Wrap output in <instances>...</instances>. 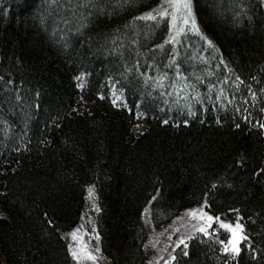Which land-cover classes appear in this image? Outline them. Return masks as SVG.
<instances>
[{
    "label": "trees",
    "instance_id": "obj_1",
    "mask_svg": "<svg viewBox=\"0 0 264 264\" xmlns=\"http://www.w3.org/2000/svg\"><path fill=\"white\" fill-rule=\"evenodd\" d=\"M164 1L0 0V264H77L89 190L108 264H146L205 201L241 217L240 255L214 225L173 264H264V0H191L199 32L175 44L136 19Z\"/></svg>",
    "mask_w": 264,
    "mask_h": 264
},
{
    "label": "snow or ice",
    "instance_id": "obj_2",
    "mask_svg": "<svg viewBox=\"0 0 264 264\" xmlns=\"http://www.w3.org/2000/svg\"><path fill=\"white\" fill-rule=\"evenodd\" d=\"M165 4L167 5L165 7ZM165 4H162L160 7L153 9L150 12H146L143 15L136 17V19L139 20H151V21H157L163 20L166 17L170 18V23H169V28L171 30L173 24L177 21V19H181L183 21L184 25H191V30L195 32H199V29L196 24V20L193 16L192 13V5H191V0H165ZM87 6V5H84ZM159 18V19H158ZM183 31V29L177 28V34L179 32ZM201 39L206 40V42L212 46V42L210 40H207L206 37L201 35ZM176 35H173L170 31V37L169 40L166 41V43H172L175 44L177 43ZM162 47V46H161ZM174 57L172 58V61H170V64L174 62ZM151 67V66H150ZM176 72V78L177 80L184 79L186 80V77L182 76V73L180 71L179 65H176L175 68ZM168 78L167 73L161 74L160 77H158L155 81V84L158 85L159 87L163 88L164 83L163 81ZM151 79V77H149ZM175 87V84L172 85ZM186 87H194L192 85H185ZM162 95L165 93H161ZM170 94V93H169ZM113 104L115 105L118 100L121 99L120 96L116 95L115 92H113ZM253 98H255V93H253ZM101 99L103 97L101 96ZM191 115H194L195 113H191ZM164 123H167V120L164 121ZM185 124H187V121H185ZM239 127V125H236ZM260 128L264 129V124H260ZM213 188L216 187L215 184L212 185ZM155 199V197H153ZM207 201H205V204L200 208V209H190L187 211V216L190 217L192 220H197L199 219L201 221V224H194L192 225V230L193 231H198L200 233H203L204 235H210L208 232V228L212 227V224L214 222L218 223V227L220 229H223L229 234V238L225 240H219V243L222 245L221 251L229 257V259H235L238 257L241 253V248L240 244L243 241H246L248 237L244 234V227L240 223L241 217L237 215L236 221L235 222H228L221 220L219 217L209 215L207 212L203 211L204 207H207ZM93 208L95 211H99V208L95 207L93 205ZM148 210L145 209V212ZM237 211L238 210H234ZM93 232H95V228L92 229ZM174 231H179L178 229H174ZM79 232V229L76 231H73L70 235L72 237L73 241L80 240L81 238L77 235ZM191 234L188 235H180L176 241L173 242L174 246H172V251L169 253L168 259L165 260V264H173V262L177 261V256L174 254L178 248L181 249V253L183 256H188V243L186 242L188 239H191ZM95 239L98 241L99 236L97 235ZM168 240H172L171 235L168 236ZM181 245L183 247L181 248ZM69 252L72 255V258L77 261V264H82L83 260H88L92 261V264H97V261L102 259V257L99 255L100 254V248L97 245L94 249H88L87 248V243L86 242H81L79 248L77 250H74L72 245H69ZM163 259V257H161ZM149 264H153L152 261H149Z\"/></svg>",
    "mask_w": 264,
    "mask_h": 264
},
{
    "label": "rangeland",
    "instance_id": "obj_3",
    "mask_svg": "<svg viewBox=\"0 0 264 264\" xmlns=\"http://www.w3.org/2000/svg\"><path fill=\"white\" fill-rule=\"evenodd\" d=\"M165 4V1H164ZM167 5L165 4V7ZM168 19V23H170V18L166 17ZM177 28L183 29V31L179 32L177 34ZM170 30V29H169ZM171 33L173 35H176V39L178 40L180 37H183L185 35L188 36H197V32L191 30V25H184L183 21L181 19H177L175 24H173L171 28ZM137 130L142 131L144 127L142 125H139L136 127ZM87 201L90 204L91 212H89L80 225L74 229L73 231H76L79 229V232L77 235L81 238L80 240L73 241L71 235H69V241L72 245L74 250H77L81 244V242L87 243L88 249H94L97 245L99 246V240L97 241L95 237L98 235L96 232V216H95V210L93 208V205H95V196L93 191L89 190L87 194ZM96 207V205H95ZM193 208V209H200ZM190 209H186L182 211L177 217H175L171 222H169L166 226L160 227L157 230H154L149 238V247L151 249V257L147 261L146 264H149V261H152L153 264H165V260L168 259L169 253L172 251V246H174L173 242L178 239L180 235H188L191 234V237L197 235V234H203L198 231L192 230V225L194 224H201V221L199 219L192 220L190 217L187 216V211ZM203 211L204 208H203ZM206 212V211H205ZM214 225L218 226V223L214 222L212 224V227ZM208 228V232L212 229ZM95 228V232L92 231V229ZM174 229H178L179 231H174ZM72 231V232H73ZM71 232V233H72ZM70 233V234H71ZM171 235L172 240H168V236ZM229 235V234H228ZM101 257V253L99 254ZM163 257V259H161ZM88 262L92 264V261L83 260V262ZM97 264H108L107 261L102 257V259L97 261Z\"/></svg>",
    "mask_w": 264,
    "mask_h": 264
}]
</instances>
